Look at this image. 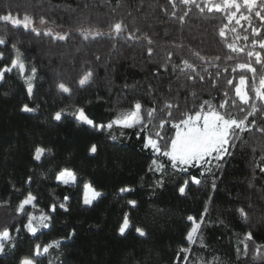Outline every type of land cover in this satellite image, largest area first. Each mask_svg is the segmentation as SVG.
<instances>
[{"label": "trees", "instance_id": "obj_1", "mask_svg": "<svg viewBox=\"0 0 264 264\" xmlns=\"http://www.w3.org/2000/svg\"><path fill=\"white\" fill-rule=\"evenodd\" d=\"M189 7L191 12L181 24L170 15L173 9L168 0H0V14L19 12L22 18L28 12L34 16L36 27L41 25V16L47 21L39 27V36L30 29L0 21V37L6 41L0 45L4 53L0 68L10 66L16 56L12 48L15 44L23 54L25 74L31 73L32 67L37 70L31 98L18 71L13 69L0 80V231L7 228L16 238L13 250L8 251L6 245L0 264H19L20 258L32 254L35 244L52 241H60V247L37 257V264H264V172L260 171L264 167V134L255 130L238 133L241 139L233 141L236 147L229 149L232 155L219 162L221 168L215 167L217 162L213 164L212 174L205 177L200 176V168L174 170L170 160L160 155L163 171H149L155 154L144 147L145 136L156 138L159 121L167 116L160 110L165 99L179 103V110H172L173 119L179 120L182 113L198 110L204 101L218 106L225 92L231 101L239 76L252 75L232 72L237 63L249 59L246 52L252 50L254 37L248 22L229 24L225 13L201 14L179 0L177 16ZM121 19L129 30L140 29L139 40L109 38L110 26ZM251 23L261 27L255 16ZM225 24L229 29L236 28L235 33L227 31V42H233L236 35L249 37L248 41H236L241 47L247 45L245 53H231L225 46L226 41L218 34ZM46 26L53 33L71 35L66 41L54 40L43 34ZM88 27L99 28L106 35L85 41L77 29ZM145 34L153 41L151 56ZM169 52L173 53L170 60ZM194 52L208 60L220 56L216 62L219 67L202 63L193 56ZM229 55L232 60L226 59ZM181 59L196 64L205 80L189 82L179 68L173 70L172 66L179 65ZM253 66L258 74L264 72L260 65L253 62ZM87 70L94 73L93 79L81 88L78 80ZM230 79L233 85L227 84ZM60 82L71 88L70 95L58 91L56 85ZM136 101L144 106L142 114L157 108L150 124L145 119L147 128L113 124L111 129L98 131L77 124L73 115L83 107L96 124L106 126L121 112L132 110ZM25 104L35 111H22ZM241 107L250 110L247 105ZM61 110L62 120L55 121V112ZM227 111L241 117L238 108L229 107ZM255 119L259 127H264V115L258 113ZM174 132L169 123L161 134L170 140ZM92 144L98 148L95 154L89 153ZM37 146L50 150L40 161L33 159ZM65 167L76 172L74 185L56 180L57 173ZM191 176L203 183H190L187 194L181 196L178 188ZM160 180L163 186L157 185ZM86 182L104 193L91 206L83 204ZM126 186L135 191L121 193L119 190ZM29 193L36 197L35 207L26 205L25 212L17 213L19 203ZM132 199L138 202L135 209L127 204ZM61 204L68 211L60 208ZM206 204L204 223L194 236L195 243L189 244L186 237L192 222L187 217L194 216L199 222ZM240 208L245 209L247 218L240 215ZM125 212L130 213L134 227L121 236L118 229ZM33 213L51 217L47 221L50 226L40 228L35 236L24 228ZM135 227L144 228L147 235L139 236ZM73 230L75 235L69 239ZM249 232L251 240L246 239ZM182 248L189 251L182 252Z\"/></svg>", "mask_w": 264, "mask_h": 264}, {"label": "snow or ice", "instance_id": "obj_2", "mask_svg": "<svg viewBox=\"0 0 264 264\" xmlns=\"http://www.w3.org/2000/svg\"><path fill=\"white\" fill-rule=\"evenodd\" d=\"M168 3L172 6V11L170 15L180 21L181 24L185 23V18L191 12V8H188V11H185L183 15L177 16L175 11L177 0H168ZM179 3L184 6H194L201 14L220 12L225 13L226 18L231 24L235 21V24L240 25L241 21H246L249 24V27L252 30V36L254 37L251 41L252 50L246 52L247 57L249 58L246 62L237 63L235 67L232 68V72H248L251 73V78L247 75L241 74L239 76L238 83L234 86L235 98L229 101L228 93H224L225 99L219 103L218 106L211 104L209 101H204L198 110L188 111L181 114L179 120L173 119V109L179 110V103H173L172 100L165 99L163 101V107L161 111L166 112L167 116L165 119L159 121L158 128L159 131L155 132V137L153 135L145 136V148H151L154 154H158L163 157H167L171 166L174 170H179L181 172H187L189 168H200L201 177H205L206 174L211 175L213 172V161H216V168H221L222 164L219 163L223 161L226 156L232 155L230 148H235L236 145L233 143L234 140H239L241 137L238 133H244L248 131H258L264 134V127H259L255 116L260 113L264 115V72L258 74L257 68L253 66V62L257 65H260L264 69V0H201V3H197V0H179ZM87 7V5H85ZM162 11L168 12V9L161 6ZM244 12H247V15H244ZM131 15V13H129ZM255 16L259 19L261 23L260 28L252 26V18ZM0 21L8 22L13 26H22L25 30H31L36 33L37 36L41 35V29L35 26V18L30 15L28 12L21 14L17 12L16 15H13L11 11L6 12V14H0ZM39 23L45 25L47 23L46 18L41 16L39 18ZM229 24H225L219 29V36L226 41V47L230 50L231 53H245L247 45L244 47L239 46L236 41L243 39L248 41V36H243L242 38L239 35L235 36L233 42H227V31L231 30L236 32V28L229 29ZM77 32L80 36L83 37V40L88 41L89 39L95 40L99 37L106 35L105 32L95 27L88 28H79ZM140 32L139 28L129 30L128 24H126L122 19L113 23L110 26V30L107 33L109 38L115 39L117 37H123L126 41L128 40H139L140 36L137 33ZM127 33L125 36L124 34ZM46 36H51L54 40L66 41L71 33H53L52 29H47L43 32ZM144 39L147 41L149 47L147 48V53L151 56L154 52L153 41L151 37L144 35ZM6 41L3 37H0V45L5 44ZM113 48L116 47L115 44L112 45ZM177 48H183V45H176ZM257 47L259 50H256ZM13 50L16 53V56L11 59V64L5 65L3 68H0V80L4 79V76L7 72H11L13 69H18L21 76L26 71V64L23 59V54L20 49L13 44ZM168 59L170 60L173 53L169 52ZM193 56L199 59L202 63H212L216 64L217 61L221 60L220 56H216L208 60L204 56H201L199 52H194ZM4 58V53L0 52V59ZM99 59V57H97ZM227 60H232L231 55L226 57ZM166 67V65L164 66ZM173 70L179 68L180 72L185 73V78L189 82H194L199 79V81H204L205 76L201 75L198 71V66L188 59H181L179 65H173ZM218 68L219 65L216 64ZM207 72V68L204 69ZM225 72L228 71L227 68L224 69ZM37 70L35 67L31 68V77L25 79L26 90L29 98L34 94V84L33 80L36 78ZM94 73L91 70L85 71L78 80V86L83 88L86 85L92 82ZM211 75V74H210ZM216 76H220V72H216ZM228 85H233V80L227 81ZM58 91L62 93L71 94V88L64 82H60L56 85ZM127 87V85H125ZM213 87H216L215 81H213ZM151 88V86H149ZM171 91V89H169ZM193 96L195 92L191 93ZM237 99L239 104L237 103ZM241 105H247L250 110H246ZM229 107L238 108L239 113L241 114L240 118L232 115L227 111ZM144 106L136 101L130 112H125L118 116L117 119L111 121L106 126L101 124H96L93 119L89 118L86 114L83 107L78 108L73 115L76 118L77 124L87 125L96 130H102L105 127L111 129L113 124L119 125L123 128H133L137 125H144V128L148 127L157 112L156 107L149 108L145 114H142ZM22 111L24 112H34L35 109L29 107V105H23ZM64 110L55 112L53 119L55 121H61L63 118ZM252 117V119H249ZM147 119L148 124H145L144 121ZM171 123V127L175 130L174 135L167 140L165 135H162V131L165 128V125ZM139 136V133H137ZM116 139V137H112ZM164 142L163 145L161 142ZM98 148L96 144H92L89 153H97ZM50 150L45 149L44 147L37 146L34 151L33 159L40 161L43 156L48 154ZM264 162V161H262ZM164 165L158 163L156 159H153L152 166L149 167V171H159L162 172ZM261 172H264V167L260 168ZM31 177H29V181ZM56 180L64 185L72 184L74 185L77 181V174L74 170L70 168H62L56 175ZM194 184L200 186L203 181L196 176H191L190 179L183 181L181 186H179L178 191L181 196L187 194L186 189L189 185ZM158 186H163V181H157ZM211 185L213 190L216 189V180L212 179ZM84 194H83V204L91 206L94 201L98 200L104 195L103 192L98 191L93 187L91 183L86 182L83 185ZM121 193H132L135 191L133 187H122L119 190ZM36 197L29 193L27 197L22 200L16 211L17 213L25 212L26 205H32ZM211 199V198H210ZM65 200H68V197H65ZM127 204L135 209L138 205L137 200L132 199L128 200ZM64 211H68L67 207L64 204L60 205ZM51 210L54 212L56 206L53 205ZM240 215L244 218H247V213L244 208L238 209ZM208 213V206L205 205L204 212L197 222L194 216H188L187 219L192 222V228L187 234V241L189 244L195 243L194 236L197 234L198 230L201 227V224L204 223V217ZM51 217L45 214H41L38 218L29 214L28 222L24 225V228L32 234L36 235L40 228H48L50 225L47 221H50ZM134 227L130 213L125 212L123 215L122 223L119 225V234L124 236L127 231ZM19 232V228H17ZM135 232L144 237L147 235L146 231L142 227H135ZM75 235L73 230L69 234V239ZM15 237L10 234V231L5 228L3 231H0V255L6 254V245L7 250L11 251L16 247ZM246 239H252V233L249 232L246 235ZM60 241H52L46 244H35L34 250L31 255H26L19 259V264H37V257L48 254L50 249L59 248ZM259 251V247L257 249ZM182 252L187 253L189 249L182 248ZM247 251V245H245V252ZM187 256L184 257L187 260ZM51 264V261L49 262Z\"/></svg>", "mask_w": 264, "mask_h": 264}, {"label": "rangeland", "instance_id": "obj_3", "mask_svg": "<svg viewBox=\"0 0 264 264\" xmlns=\"http://www.w3.org/2000/svg\"><path fill=\"white\" fill-rule=\"evenodd\" d=\"M37 27L39 28V27H44V26H43V25H37ZM45 29H49V28H47V26H46ZM14 70H16V71L19 72L18 69H14ZM23 77H24V80H25V79L31 77V73H29V74H25V73H24V74H23ZM130 111H131V110H130ZM130 111H124V112H121L118 116H120L121 114H123V113H125V112H130ZM118 116H117L115 119H117ZM115 119H114V120H115ZM115 125H116V124H115ZM157 155H158V154H155V159L158 161V163H161ZM215 163H216V161H213V162H212V164H215ZM161 164H162V163H161ZM31 215L34 216V217H37V218H38L41 214L37 215V214L33 213V214H31Z\"/></svg>", "mask_w": 264, "mask_h": 264}]
</instances>
